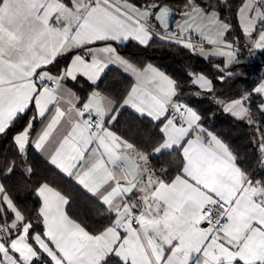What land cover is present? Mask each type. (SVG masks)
I'll return each mask as SVG.
<instances>
[{"label": "snow or ice", "instance_id": "snow-or-ice-1", "mask_svg": "<svg viewBox=\"0 0 264 264\" xmlns=\"http://www.w3.org/2000/svg\"><path fill=\"white\" fill-rule=\"evenodd\" d=\"M70 3L0 0V135L33 105L35 116L13 142L22 156L30 143L48 151L45 145H52L50 138L63 119L48 152L51 164L75 176L115 218L111 226L91 234L64 211L67 198L43 183L36 189L42 198L41 234L0 184V264H112L113 259L119 264H264V181L253 180L228 146L200 126L196 111L174 100L176 81L150 64L137 68L113 46L129 39L147 46L154 35L151 20L168 30L172 10L155 0L139 6L129 0ZM184 7L183 27L176 25L179 35L172 32L164 38L202 55L226 57L228 65L239 63L238 45L224 39L230 24L195 0H187ZM237 19L242 34L253 40L249 51L264 50V0H244ZM198 23L216 31V38L208 40L214 47L207 52L190 39ZM97 42L104 46L89 47ZM75 49L83 54H76L59 75L44 70ZM109 64L124 66L137 83L122 103L93 91L77 108L79 98L62 81L83 75L95 84ZM194 83L213 90L212 80L203 74ZM253 95L264 99V83L231 100L225 110L252 123ZM61 101L69 107L62 109ZM50 106L55 111L33 140V122L44 118ZM125 106L161 122V141L151 153L105 127V116L111 123ZM257 110L264 113V103ZM260 148L264 151V137ZM172 151L180 152L179 174L168 177L163 168L157 173L149 155ZM6 163L11 174L15 161ZM26 171L31 173V167Z\"/></svg>", "mask_w": 264, "mask_h": 264}, {"label": "trees", "instance_id": "trees-1", "mask_svg": "<svg viewBox=\"0 0 264 264\" xmlns=\"http://www.w3.org/2000/svg\"><path fill=\"white\" fill-rule=\"evenodd\" d=\"M155 1L166 3L177 11L184 8L187 3V0ZM195 2L208 10L218 8L220 17L231 26V30L227 32L229 38L235 41L238 37L242 43L237 9L243 0H195ZM117 48L137 66L142 67L148 63L156 64L173 77L178 85L176 101L196 108L200 113L201 123L228 145L241 167L248 174H252L251 178L264 181V167L259 165L261 138L264 137V113L257 110V105L264 103V99L260 95L251 97L252 123L248 122V118L236 117L223 107L225 100L238 98L244 92H252L260 82L253 76L244 60L238 59L239 63L222 67L215 64L214 58H203L195 51L155 35L147 46L129 40L125 44L117 45ZM73 52L59 56L51 69L59 73L62 67L67 65ZM259 62L263 66L260 60ZM228 71H232L233 74L229 75ZM199 72L212 80L213 90L211 92L193 83V74ZM70 83L82 98L87 96L91 90L98 88L116 102L122 103L133 84V78L119 68L110 67L97 84H91L83 77ZM35 112V107L30 105L15 125L6 134L0 135L2 184L14 203L32 221L37 232L44 230L42 217L38 211L41 198L36 192V189L43 183H48L68 197L67 210L72 217L83 223L92 233L100 232L111 225L114 213H110L85 189L46 161L31 144L26 146L25 155L22 156L18 152L13 136L22 129L29 118L35 116ZM118 113L116 120L112 122L114 129L142 151L151 153L152 147L161 141V122L140 115L128 107L119 108ZM39 125L40 118H37L33 122L31 137ZM7 161H15L16 164L11 174L6 172ZM149 161L151 166L159 171L163 168L168 177H174L179 173L181 163L179 151H172L159 157L149 155ZM28 167H31V173L26 171ZM112 264H119V261L113 259Z\"/></svg>", "mask_w": 264, "mask_h": 264}, {"label": "crops", "instance_id": "crops-1", "mask_svg": "<svg viewBox=\"0 0 264 264\" xmlns=\"http://www.w3.org/2000/svg\"><path fill=\"white\" fill-rule=\"evenodd\" d=\"M63 2H65V3H67V4H69V6H71V3H70V0H63ZM129 2H131V3H134V4H136V5H143V4H147V3H149L150 1H145V0H129ZM156 2V1H155ZM243 2H244V0H243ZM164 4H166V3H164ZM171 10H172V12H173V15L169 18V27H176V25H177V23H179L180 25H181V27H183V23H184V19H185V17H184V15H183V13H184V11H185V7L184 8H182L181 10H175L174 8H172L170 5H168V4H166ZM241 6V5H240ZM211 10H213V9H211ZM217 12H218V10H217ZM218 14H219V12H218ZM219 17H220V14H219ZM220 19L222 20V21H224L225 22V20H223L221 17H220ZM152 22H155L160 28H161V26L159 25V23H157L154 19L153 20H151ZM201 24H203V23H198V24H194L193 25V28H195V31H193L192 33H191V35H190V39H191V42L194 44V45H196L197 46V48L202 44L203 45V47H204V49H205V51L207 52V51H209V50H211L214 46L213 45H211V44H209L208 43V40H210V39H214V38H216V35L215 34H213V31H211V32H208V29L207 28H205V29H201ZM229 24V23H228ZM239 24V23H238ZM205 26H206V24H205ZM177 28V27H176ZM162 29V28H161ZM239 29H240V31H241V27H240V24H239ZM258 30H259V28H258ZM154 36V35H153ZM224 39L225 40H227V41H229V42H233V40L232 39H230L229 38V36L227 35V33L225 34V37H224ZM129 40H132V39H129ZM129 40H127V41H123V42H114L113 43V46L114 47H116L117 48V45H119V44H125V43H127ZM135 41V40H134ZM151 41V40H150ZM241 41H242V44H252L253 43V40H252V38H249V37H246V36H244L243 34H242V32H241ZM137 42V41H136ZM139 43V42H138ZM208 45V46H207ZM104 45H103V43L102 42H97V43H95V44H93V45H89V47H92V48H99V47H103ZM72 51H74L73 53H72V55H71V57H70V59H69V61H68V63H67V65L66 66H64V67H62L63 69L64 68H66L68 65H69V63H70V61L72 60V58L76 55V54H83V49H75V50H72ZM117 51L119 52V54L121 55V56H123L125 59H127L130 63H132L133 65H135L137 68H139V69H144V68H146L147 67V65H152L154 68H156V69H158L160 72H163L166 76H168L169 78H171L172 80H174L175 81V79L173 78V77H171L169 74H167L165 71H163L160 67H158L156 64H152V63H148V64H146V65H144V66H142V67H139V66H137L135 63H133L131 60H129L127 57H125L123 54H121V52L119 51V49L117 48ZM258 51V58H259V60L262 62V64H263V67H264V50H257ZM195 52H197L198 53V51H195ZM199 54V53H198ZM203 58H207V59H209V58H214L215 60H216V62H215V64H217V65H219V66H222V67H228L229 65H228V63H227V58L226 57H221V56H206V55H202V54H200ZM59 57V56H58ZM57 57V58H58ZM53 65V64H52ZM52 65H48L44 70H46V71H49L50 72V74H52V75H59L60 74V72L59 73H57V72H54L51 68H52ZM110 67H116V68H119V69H121V70H123L126 74H128L129 76H131L132 78H133V84H132V86L133 85H135L136 83H137V79H136V75L134 74V73H132V72H130V71H126L125 70V68H124V66H122V65H120V64H109V66L107 67V68H105V70H104V72L101 74V76H100V79L98 80V81H96L95 82V84H97L100 80H101V78H102V76L104 75V73L106 72V70L108 69V68H110ZM39 71V70H38ZM228 73H232V71H228ZM195 74H203V73H194L193 74V83H194V80H195ZM203 75H205V74H203ZM206 76V75H205ZM79 77H83V78H85L89 83H91V84H94V83H92L87 77H85V76H83V75H77V79L79 78ZM206 77H208V76H206ZM209 78V77H208ZM210 79V78H209ZM211 80V79H210ZM72 80L71 79H67L66 81H62V83H64L65 84V86L67 87V88H69V89H71L72 90V92L75 94V96L76 97H78L79 98V100L78 101H76L75 103H76V107L77 108H80L81 107V102H83L84 100H86V98L90 95V93L91 92H93V91H98V92H100L103 96H105V97H107L108 99H110V100H112V101H114V102H116L112 97H110V96H108L107 94H105V93H103L101 90H99L98 88H95V89H93V90H91L89 93H88V95L87 96H85L84 98H82L81 97V95H80V93L76 90V88L70 83ZM261 83H264V80L263 81H260L258 84H257V86L256 87H259L260 86V84ZM195 84V83H194ZM212 84H213V82H212ZM196 86H198L197 84H195ZM131 86V87H132ZM199 87V86H198ZM255 87V88H256ZM200 88V87H199ZM202 89V88H201ZM233 99H235V98H233ZM233 99H229V100H225L224 102H223V107H224V109L226 108V106H227V104L231 101V100H233ZM174 100L176 101V99L174 98ZM176 102H178V101H176ZM179 103H182V104H185V105H187V106H189V107H191L194 111H196V113L200 116V113L197 111V109L196 108H194L193 106H191V105H189V104H187V103H183V102H179ZM62 109H66V108H68L69 106L64 102V101H61V103H60V105H59ZM125 107H128V108H130V109H132L133 111H135V112H137L135 109H133L132 107H130V106H125ZM35 111L37 112V109L35 108ZM54 111H55V109L52 107V106H50L49 107V112L48 113H46V115H45V117L44 118H40V125H39V127H38V129H37V131L35 132V134L32 136V139L34 140L35 139V136H36V134L37 133H39L44 127H45V125L48 123V121H49V119H50V117H51V115L54 113ZM172 109L170 108L169 109V113L171 114L172 113ZM36 112H35V114H36ZM138 113V112H137ZM111 114V113H110ZM138 114H140V113H138ZM141 115V114H140ZM145 116H147V115H145ZM148 117V116H147ZM150 118V117H149ZM152 119V118H151ZM243 119H247L246 117H244ZM154 120V119H153ZM156 121V120H155ZM113 122V121H112ZM112 122L111 123H109L108 122V116H105V127H108L111 131H113V132H116L119 136H121L122 138H124V139H127L125 136H123L122 134H120L117 130H115L114 129V127L112 126ZM199 124H200V126L204 129V130H206V133H211L212 135H214V136H216L219 140H221L224 144H226L217 134H215L214 132H212L211 130H209V129H207L202 123H201V120L198 122ZM61 125H64V120L62 119L61 120ZM61 125H58L57 126V132H59L60 131V129H61ZM162 127V124H161V126H160V128ZM57 132H54L53 133V137H51L50 139L52 140V145H45V147H46V149H48V151H42V150H38V149H36L35 147H34V145L32 144V143H30L36 150H37V152H39L40 154H41V156L46 160V161H48L50 164H51V162H50V157H49V155H48V152L49 151H51L52 150V147H54L55 146V144H56V141H57V139L59 138L58 136H57ZM202 135V138L205 140V141H207L208 139H210L208 136H206L205 134H201ZM127 140H129V139H127ZM129 142H131V141H129ZM132 143V142H131ZM227 145V144H226ZM228 146V145H227ZM228 149L232 152V154L235 156V154L233 153V151L228 147ZM141 150V149H140ZM142 151V150H141ZM86 156H87V154H86ZM236 162H237V160H236ZM149 163H150V161H149ZM237 164L241 167V165L237 162ZM51 165H53V164H51ZM55 168H57L60 172H62L58 167H56L55 165H53ZM154 170H156L157 171V173H159V170L157 169V168H154V167H152ZM242 168V167H241ZM74 172L75 171H77L76 169H74L73 170ZM64 175H66V176H68L66 173H64V172H62ZM179 174V173H178ZM68 177H70L75 183H77L79 186H81L83 189H85L82 185H80L79 183H78V181L76 180V178H75V176H68ZM0 184H2V182H1V179H0ZM51 186V185H50ZM52 187V186H51ZM52 188H54V187H52ZM55 189V188H54ZM57 190V189H56ZM90 195H92L87 189H85ZM58 191V190H57ZM61 193V192H60ZM62 195H64L63 193H61ZM66 198H67V200H68V197L66 196V195H64ZM93 196V195H92ZM100 204H102L103 206H105L103 203H102V201H100V200H98L95 196H93ZM42 199V198H41ZM68 204V203H67ZM67 204L66 205H64V211L67 213V215L71 218V219H73V220H75L77 223H80L82 226H84L85 228H86V230H88L91 234H94V233H92L83 223H81L79 220H77L76 218H74V217H72L70 214H69V212H68V210H67ZM106 208H107V206H105ZM114 218H115V214H114ZM10 222V221H9ZM109 226H111V225H109ZM201 227H203V228H207V227H209V225L207 224V223H202L201 225H200ZM133 227H137L136 225H134L133 224ZM44 231V230H43ZM43 231L42 232H39V233H43ZM102 231V230H101ZM120 232H121V235L123 236L124 235V231H123V229H120L119 230ZM99 233V232H98ZM98 233H95V234H98ZM0 236H3V233H0ZM47 257H44V260L45 261H47ZM38 262H36V264H37ZM39 264V263H38Z\"/></svg>", "mask_w": 264, "mask_h": 264}, {"label": "built area", "instance_id": "built-area-1", "mask_svg": "<svg viewBox=\"0 0 264 264\" xmlns=\"http://www.w3.org/2000/svg\"><path fill=\"white\" fill-rule=\"evenodd\" d=\"M151 30L155 36L162 38V39H165L164 37H167L172 32H175L177 35H179V29H177L176 27H169L168 30H164V29H161L155 22H152V21H151ZM235 43L236 45H238V59L244 60L245 63L249 66L253 76L257 80L263 81L264 80V67L261 66L259 62L258 51L253 50L250 52L249 47H248L250 44H242L239 40H235ZM46 83H48L50 87L53 86L52 82L50 81H46ZM93 119L95 120L96 117L93 116ZM259 165L260 167H264V151L262 150L260 152ZM249 176L252 177V174H249ZM133 224L136 225L135 222Z\"/></svg>", "mask_w": 264, "mask_h": 264}, {"label": "rangeland", "instance_id": "rangeland-1", "mask_svg": "<svg viewBox=\"0 0 264 264\" xmlns=\"http://www.w3.org/2000/svg\"><path fill=\"white\" fill-rule=\"evenodd\" d=\"M213 10H215L216 12H217V10H218V8H216V7H214L213 8ZM218 13V12H217ZM219 15V14H218ZM220 18V17H219ZM221 20V19H220ZM225 23H227L226 21H225ZM201 29L203 28V29H205V28H207L208 29V32H211V31H213V34H215L216 35V31H215V29H213V28H208L207 26H205V24H201ZM208 46V45H207ZM195 75H198V74H195ZM208 78V77H207ZM209 79V78H208ZM246 118H248V117H246Z\"/></svg>", "mask_w": 264, "mask_h": 264}]
</instances>
